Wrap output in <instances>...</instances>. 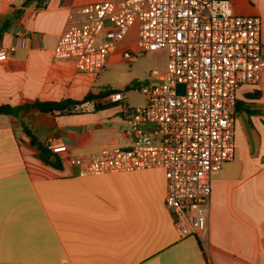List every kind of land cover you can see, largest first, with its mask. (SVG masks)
Instances as JSON below:
<instances>
[{"label": "crops", "instance_id": "obj_1", "mask_svg": "<svg viewBox=\"0 0 264 264\" xmlns=\"http://www.w3.org/2000/svg\"><path fill=\"white\" fill-rule=\"evenodd\" d=\"M25 1L0 0V46H14L0 62V104L81 102L72 110L0 113V264H264V107L250 122L243 113L252 138L237 116L243 132L234 159L212 175L208 227L201 237L182 236L165 204L164 168L82 174L68 160L132 144L124 103L138 106L129 103L126 87L141 80L118 88L105 81V70L124 62L120 54L132 47L134 26L102 71L84 73L53 49L71 14L102 0H45L41 7ZM231 2L236 13L261 17L264 45V0ZM112 88L125 100L106 101ZM253 90L261 94L251 106L264 104V70L238 98ZM90 94L96 97L84 101ZM50 137L68 146L56 164L40 156L39 144Z\"/></svg>", "mask_w": 264, "mask_h": 264}, {"label": "built area", "instance_id": "obj_2", "mask_svg": "<svg viewBox=\"0 0 264 264\" xmlns=\"http://www.w3.org/2000/svg\"><path fill=\"white\" fill-rule=\"evenodd\" d=\"M136 24L139 47L166 49L168 62L164 70H152V79L138 83L143 106L124 103L132 144L68 160L82 174L164 168L165 204L177 228L182 236L201 237L208 227L212 175L235 156L238 90L258 83L264 70L262 19L236 13L231 0L96 1L71 14L53 55L97 74ZM24 41L18 33V44ZM13 49L0 46V62ZM137 58L129 48L120 54L127 63ZM105 99L124 101L125 92L112 88ZM46 146L68 153L59 138H48Z\"/></svg>", "mask_w": 264, "mask_h": 264}, {"label": "rangeland", "instance_id": "obj_3", "mask_svg": "<svg viewBox=\"0 0 264 264\" xmlns=\"http://www.w3.org/2000/svg\"><path fill=\"white\" fill-rule=\"evenodd\" d=\"M247 1L249 3V0ZM134 31L135 32L132 36L131 42L132 47H129V49L134 51L138 55V58L132 63L120 62L111 64L105 70V81H108L110 84L117 86L118 88L124 87V85L127 84H131L136 80L152 79V70L164 67L168 60V52L166 49L152 50L148 52L141 49L138 45V24L134 26ZM101 38L102 34H99L96 39V44H99L102 41ZM125 50L126 49H122L121 53H123ZM139 82L140 81L137 83ZM127 97L129 98V103L132 106H142L145 101V95L137 87L127 90ZM239 121H241V119L237 118L236 142L239 141L243 132V130H241L242 126L240 125Z\"/></svg>", "mask_w": 264, "mask_h": 264}, {"label": "trees", "instance_id": "obj_4", "mask_svg": "<svg viewBox=\"0 0 264 264\" xmlns=\"http://www.w3.org/2000/svg\"><path fill=\"white\" fill-rule=\"evenodd\" d=\"M33 0H26L25 4H29ZM45 0H37V6L41 7L44 5ZM132 87L127 86L126 89H130ZM105 94V91L102 93ZM260 90H253L251 92H247L244 94L245 99H237V104H236V113L237 116H240L241 113H244L245 116L247 117L248 121L250 122V116L253 114L260 113L262 110L259 108H254L252 107V101L253 99H257L260 97ZM96 97V95H87V97L84 99L85 100H90L91 98ZM81 102V101H80ZM76 101H71V100H64V101H40L37 100L34 103H29L26 105H20V106H12L9 104H0V113L4 114H9V115H14L16 116L22 109L29 108V107H35L40 109L41 111L45 112H51L54 110H66L69 106L72 104L80 103ZM39 150H40V156L41 158L51 164H56L57 161H59V158L56 153L51 151L50 149L47 148V146L43 143L39 144ZM53 156L54 160H51V157Z\"/></svg>", "mask_w": 264, "mask_h": 264}, {"label": "water", "instance_id": "obj_5", "mask_svg": "<svg viewBox=\"0 0 264 264\" xmlns=\"http://www.w3.org/2000/svg\"><path fill=\"white\" fill-rule=\"evenodd\" d=\"M255 108H261V107H264V104H254L253 105ZM75 108H77V106H70L68 109H75ZM241 116H242V118H243V120H244V122H245V124H246V127H247V129H248V132H249V135H250V137L252 138V134H251V129H250V127H249V124H248V122H247V119L245 118V116H244V114L242 113L241 114Z\"/></svg>", "mask_w": 264, "mask_h": 264}]
</instances>
